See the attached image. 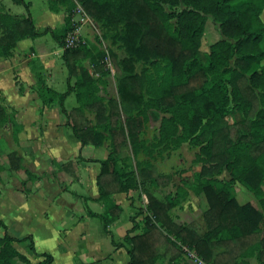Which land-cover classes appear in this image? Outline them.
Masks as SVG:
<instances>
[{
  "label": "trees",
  "instance_id": "obj_1",
  "mask_svg": "<svg viewBox=\"0 0 264 264\" xmlns=\"http://www.w3.org/2000/svg\"><path fill=\"white\" fill-rule=\"evenodd\" d=\"M10 1L21 5L23 13L0 15V56L8 57L16 40L48 34L61 48L60 58L68 77L73 76L74 81L71 85L67 78L65 90L58 92L46 86L39 67L30 88L42 105H58L81 145L96 146L103 140L108 141L109 153L99 161L100 171L95 181L97 200L102 203L103 211L96 214L86 208L85 214L101 220L102 229L110 236L114 247L122 243L113 240L106 226L120 209L110 195L127 193L136 183L150 179L156 184L158 178L149 168L138 169L136 177L125 168L120 157L121 148L127 145L132 155L145 150L138 135L143 121L135 115L142 106L160 107L169 114L160 119L157 134L158 141L166 148H175L181 141L188 140L199 145V156L209 163L200 167L196 185L186 183L176 187L165 199L144 192L148 212L143 217L144 230L129 235L135 226L131 219L132 225L122 238L127 245L126 264H156L160 257L158 247L164 245L177 248L178 254L181 249L176 241L193 250L206 264H244L240 256L252 250L258 263L264 264V124L257 140L250 128L251 118H264V47L261 45L264 42L261 18L264 0H120L117 4L112 0H80V7L89 17L107 28L121 27L114 40L120 42L124 55L118 58L112 50L107 54L116 92V98L108 99L98 94L102 79L93 76L103 52L88 40L65 47L64 38L71 30L70 12L62 10L63 25L59 28L45 26L36 31L29 11L30 2ZM178 2L184 8L173 15L175 25L172 26L171 15L163 10L161 3L175 5ZM69 6L73 4L70 2ZM206 16L217 22L223 38L206 50H200ZM85 59L90 72L82 63ZM147 60L163 63L164 74L157 84L152 75L135 72V63ZM153 65L160 68L158 61ZM104 71L109 73L107 69ZM70 92L74 93L77 106L65 109L63 101ZM2 109L0 126L13 119ZM233 109L239 111L241 119L228 124L225 117ZM83 110L93 113V123L84 117ZM122 114L123 122L120 121ZM20 132L21 125L14 122V141L18 140ZM177 132L179 135L175 136ZM223 166L230 175L229 184L210 177ZM20 169L26 179H36L22 167L14 152L6 153L0 171ZM234 181L252 193L258 208L250 201L236 200L231 186ZM187 189L194 194L202 193L205 199L203 234H198L187 223H176L169 215L170 209L184 200ZM16 241H26L28 250L34 251L30 235L10 236L0 220V264H51L52 257L48 253H41V259L32 263L12 245Z\"/></svg>",
  "mask_w": 264,
  "mask_h": 264
},
{
  "label": "crops",
  "instance_id": "obj_2",
  "mask_svg": "<svg viewBox=\"0 0 264 264\" xmlns=\"http://www.w3.org/2000/svg\"><path fill=\"white\" fill-rule=\"evenodd\" d=\"M28 1L36 31L45 26L59 28L63 25L62 10L42 9L36 19L32 2ZM2 2L5 9L10 8L11 11L17 5L10 0ZM23 41L29 46L28 54L20 51L9 58L0 59V95L14 109V122L21 125L17 141L12 138L10 123L5 127L0 126V165H4L6 153L14 152L20 158L22 167L34 174L36 179H26L21 169L0 171V220L10 236L30 235L33 252L28 250L26 241H16L12 245L32 263L41 259V253H48L52 257L51 264H126L127 245L122 238L132 225L131 219L135 226L129 235L144 230L143 217L148 214L146 197L143 195L144 199H138L131 189L127 193L115 192L110 195L120 209L116 215L109 216L106 226L113 240L122 243V246L114 247L110 236L102 229L101 220L85 214L86 208L96 214L103 211L102 203L97 200L95 181L100 171L99 161L109 153L108 141L103 140L96 146L81 145L66 124L58 105L41 104L35 91L30 88L36 75L35 64L41 68L40 75L46 86L56 91L63 86L62 80L66 88L67 78L72 85L74 77H68L67 72L66 76L63 75L59 62L60 47H55L46 34ZM82 63L88 64L86 59ZM56 71L59 72L58 76ZM111 97L109 94L105 99ZM63 105L65 109L77 106L73 92L66 95ZM83 115L91 123L94 122L92 112L83 110ZM122 151L123 148L121 158ZM118 165L122 164L118 162ZM251 197L248 201L252 203ZM171 209L170 217L176 223H182ZM175 250L165 245L158 247L160 257L156 264H194L182 251L176 254ZM256 262L254 260V264Z\"/></svg>",
  "mask_w": 264,
  "mask_h": 264
},
{
  "label": "rangeland",
  "instance_id": "obj_3",
  "mask_svg": "<svg viewBox=\"0 0 264 264\" xmlns=\"http://www.w3.org/2000/svg\"><path fill=\"white\" fill-rule=\"evenodd\" d=\"M32 2V11L33 15H35L36 19H38V14L42 9L49 8L51 10H55L59 8L60 10H67L70 12L71 21L69 23V29L67 35L64 38V42H68L66 40H74L71 38H77L78 43H83L86 40L90 41L94 44L99 50L103 52V56L101 58V62L97 63L95 66L96 75H98L101 82H99V95L102 97H108L109 94L111 96L116 97L115 92V81H114V73L112 65L107 57V54L110 50L115 52L118 58L124 55L123 48L120 42L115 41L119 34L121 27L117 28H107L103 23L96 21L95 19L86 15L83 9L80 7V0H30ZM120 0H112L113 4H117ZM72 3L73 6L70 8L69 3ZM163 10L170 14L169 22L172 26L175 25V17L173 16L175 13L184 8V5L181 2H178L175 5H170L167 3H161ZM67 7V8H66ZM14 12H22L23 8L21 5H15L13 10ZM11 11L10 8L5 9V5L2 0H0V15L10 14L11 16H18L21 14H16ZM261 18L264 21V10L261 13ZM32 19V17H31ZM34 19H32L33 21ZM34 22V21H33ZM42 30V28H40ZM39 30V31H40ZM116 32V35H115ZM48 38L54 43V46L57 47L55 42L51 39V37L46 34ZM223 38L217 22H215L210 16H206V21L203 27V33L200 42V50H206L210 44ZM25 38L16 40L14 45L10 49V55L13 53L23 51L24 54H28L29 46L27 47L26 41H23ZM76 43V45L78 44ZM75 45V46H76ZM264 47V42L261 44ZM57 49V48H56ZM61 50V48H60ZM28 51V52H27ZM30 51H32L30 49ZM61 54V53H60ZM6 57V58H9ZM3 57L0 56V59ZM158 61V65L160 64V68H155L154 62ZM147 60V61H137L135 63V72L140 73L142 75H152L154 77L155 84L162 78L164 74V68L162 67L161 61L159 60ZM61 65L60 68L62 70L63 75L66 76L65 68L62 64V60L60 58ZM88 62V61H87ZM84 66L89 72L91 67L85 63ZM34 73L38 74V66L34 65ZM108 70L109 73L106 74L104 70ZM59 72L56 71V76H58ZM99 74L105 76L101 78ZM15 78V77H14ZM15 80V79H14ZM35 81V79H34ZM16 83V82H15ZM63 86H60L57 90L64 91L65 83L62 80ZM101 90V91H100ZM150 99V97H149ZM0 108L4 109L5 113L9 115L14 114V109L9 106L4 98L0 95ZM2 109V110H3ZM90 115V114H89ZM137 117L143 121V127L139 131V138L143 141V148L145 150L142 151L140 149L136 155L131 154V149L129 145L123 147V151L121 156L123 157L122 163L125 165V168L137 177V171L140 168L150 169L149 171L152 174H158L157 183L155 184L153 179L148 180L147 182L136 183L134 188L131 190L133 192V196H137L138 199H144V192H150L154 196L156 195L158 199H165V196L168 194H173L176 187L183 186V184L190 183L191 185H196L199 181V169L202 165L209 164L203 157L199 156V145L190 143L188 140H183L179 143V145L175 148H166L161 142L158 141V127L159 122L162 117H168L169 114L162 111L160 107L153 106H142L137 113H135ZM91 116V115H90ZM122 118L120 121L123 122L125 116L122 114ZM241 119V115L239 111L233 109L228 115L225 117V121L228 124L237 122ZM14 121V119H12ZM9 121L4 127L9 123L12 124L14 122ZM250 128L255 140H257L263 132V124L264 118L253 117L250 120ZM12 130V128H11ZM179 132L175 134L178 136ZM141 148V147H140ZM122 149V148H121ZM215 178L217 181L230 183V175L224 166L220 169V172L210 176ZM232 189L234 190V194L237 197L239 202L248 201L249 198H252V203L257 208L258 203L256 198L252 195L251 192L246 190L243 186H241L238 182L234 181L231 183ZM242 189V190H241ZM264 190V185H263ZM190 192V193H189ZM246 192V193H244ZM249 194V195H247ZM15 195V193L13 194ZM143 201V200H142ZM182 204V205H181ZM181 204L174 206L173 211L176 212V216L181 219L180 222L186 224L189 223V227L194 229L198 234H203L205 232V225L202 219V212L206 208L205 199L202 193L194 194L191 189H187V194ZM187 204V208H186ZM140 210H142L140 208ZM139 210L140 213H142ZM172 212V209L170 210ZM187 223V224H188ZM263 234V230L259 233ZM178 248H181L177 241L175 242ZM177 249V248H176ZM178 250V249H177ZM176 251V250H175ZM179 252V251H178ZM180 253V252H179ZM178 253V254H179ZM184 253V252H183ZM249 254L241 255L240 258L244 264H254L255 251H249ZM177 254V253H176ZM185 254V253H184ZM252 261H249V260ZM194 264H198L195 261ZM256 264H259L256 262Z\"/></svg>",
  "mask_w": 264,
  "mask_h": 264
},
{
  "label": "built area",
  "instance_id": "obj_4",
  "mask_svg": "<svg viewBox=\"0 0 264 264\" xmlns=\"http://www.w3.org/2000/svg\"><path fill=\"white\" fill-rule=\"evenodd\" d=\"M74 40H66L68 42H64L65 43V47H73L76 43H78L77 38H71ZM181 251L185 253L186 256H188L189 258H191L194 263L195 261H197L198 264H200V262L204 263L203 261H201L199 259V257H197V255L195 254V252L189 248H187L186 246H181Z\"/></svg>",
  "mask_w": 264,
  "mask_h": 264
}]
</instances>
